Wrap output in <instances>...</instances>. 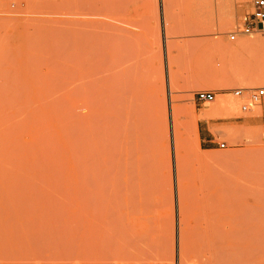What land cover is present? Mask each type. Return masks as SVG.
I'll return each instance as SVG.
<instances>
[{
    "label": "rangeland",
    "instance_id": "1",
    "mask_svg": "<svg viewBox=\"0 0 264 264\" xmlns=\"http://www.w3.org/2000/svg\"><path fill=\"white\" fill-rule=\"evenodd\" d=\"M194 1L0 0V264H264V109L209 113L221 101L249 105L250 90L264 86L263 52L221 63L214 45L264 34L228 37L253 0ZM169 43L176 84L168 77ZM242 72L245 80L228 84ZM129 75L145 114L147 134L138 141L145 134L152 147L144 170L152 179L126 190L127 179L116 178L113 166L106 206L100 195L94 199L106 208L96 209L88 204V144L101 129H114L107 120L112 129L96 132L102 105L121 104L113 96L119 103L103 102L102 111L96 97L103 80ZM238 87L245 88L242 96L234 94ZM200 89L214 90L216 99L199 102ZM109 147L108 159L120 155ZM123 181L125 188L117 186Z\"/></svg>",
    "mask_w": 264,
    "mask_h": 264
},
{
    "label": "bare ground",
    "instance_id": "2",
    "mask_svg": "<svg viewBox=\"0 0 264 264\" xmlns=\"http://www.w3.org/2000/svg\"><path fill=\"white\" fill-rule=\"evenodd\" d=\"M168 1H173V0H168ZM198 1V0H197ZM197 1H194L195 3L197 2ZM69 2V1H68ZM170 2H169V4H170ZM206 2V1H205ZM204 2V3H205ZM203 3V2H202ZM201 4V3H200ZM199 4V5H200ZM203 4H201V6H202ZM193 6V5H192ZM212 5H210L209 7H211ZM220 6H221V4H220ZM222 6H224V5H222ZM226 7V6H225ZM198 8V7H197ZM202 9H200L199 8V11L201 10V12H206V10H205V7L204 6H202L201 7ZM219 8H221V7H219ZM195 9V8H194ZM200 12V13H201ZM198 14L197 16H201V19L204 17V15L203 14ZM200 20V19H199ZM222 21V20H221ZM166 26V25H165ZM200 41V43H201V40H199ZM198 41V42H199ZM206 41V40H205ZM205 41H203L204 43H205ZM200 43H199V45H200ZM195 44V43H194ZM203 45V44H202ZM174 46H175V43H169L168 44V64H169V72H168V77H169V79L171 80H169L170 82H174L175 83V81H176V76L178 75L177 74V72L178 71H176L175 69H174V63H175V59H174V56H172V52H173V50H174ZM197 46V45H196ZM213 49H214V55L215 56H217V54H218V61L219 62H221V63H223L226 59H227V57H230V59L232 60V61H235L237 58H238V56H240L243 52H245V51H250V50H257V51H261V52H263L264 53V39H250V40H242V41H240V43L238 44V45H236V46H219V48L217 49V46H215L214 45V47H213ZM233 66H234V64H232ZM91 70V69H90ZM129 70V69H128ZM93 71V70H92ZM131 71V70H130ZM87 72V71H86ZM85 72V73H86ZM126 72H128L127 70H126ZM125 72V73H126ZM132 72V71H131ZM87 74H88V72H87ZM91 74H92V72H91ZM95 74V73H94ZM107 74H109V73H107ZM106 74V75H107ZM121 74V73H120ZM120 74H119V76H120ZM128 74H129V72H128ZM222 74H224V72H222ZM89 75V74H88ZM98 75V74H97ZM101 75H103V74H101ZM100 75V76H101ZM112 75V74H111ZM131 75V74H130ZM129 75V76H130ZM228 75V74H227ZM83 76V75H82ZM113 76V75H112ZM123 76V75H122ZM125 76H128L127 74L125 75ZM223 76V75H222ZM84 77V76H83ZM88 76H86V78H87ZM90 77V76H89ZM117 77V76H116ZM246 77H247V75L245 74V73H236V76H235V79H233L232 81L230 80L229 81V83L228 84H232L234 81H239V79L240 80H245L246 79ZM263 77H264V72H263ZM95 78V77H94ZM101 78V77H100ZM107 78V77H106ZM114 78H115V76H114ZM114 78L113 77H111V79H110V77H109V79L111 80V81H109L108 80V82L109 83H107V82H105V80H103L102 82H100L99 84L101 85V83H102V87L104 88V90L103 91H101L100 93H99V97L97 96L96 98H98V100H97V102L96 103H98L100 100H101V102H100V106L99 105H97V106H99V107H101V104L104 102V103H110V101H111V103H119L118 102V100H117V102L115 101L114 102V100H113V98H111V97H117L116 99H120L119 101H120V103L121 104H118L119 106H117V109H116V106H115V108H112L113 106H114V104H113V106H112V104L111 105H108L107 104V106H109V110H110V112H106V111H109L108 110V107H105L104 105H102L103 107H104V109H105V112H103V114H102V112L100 113V114H97V115H99V116H97L96 115V118H98V119H96L95 117H94V119L97 121V123L99 122V125L97 126V123L95 122V124H96V126L99 128H97L98 130H96V132H100V129L103 127V125H104V127H106L105 125H109L108 123L111 121V124L113 123L114 124V126H116V127H114L113 126V128L115 129V128H117L116 130H118V132H119V136H117V137H113V139L116 141V140H118L117 138H119V145L117 144V143H114V140H112V138H111V136H109V133H110V135H112V134H115L116 133V131H115V133H112L111 134V132H113V130L111 131V132H109V131H107V129H106V131H104L103 129H101V134H97V135H92L93 137H91V138H93L92 140H90V141H92L91 142V144L89 143L88 145H89V147H90V145H91V150L90 151H88L89 152V159H88V165H87V167H88V188L90 189V192L92 193V195H93V201L91 200V199H88L89 197H87V199L88 200H90V201H88V204H89V207H90V204H92V206H94L95 205V207H96V209H97V206H100L101 204H99V205H96V203L97 202H99L100 201V198H98V197H100L101 196V198H102V200L100 201L102 204H103V199L105 200L106 199V201L108 202V198H106V196H108V195H106L104 192L107 190V187H108V183H109V180H110V182H111V180L112 179H115V177L117 176V175H112L113 174V172L115 173V171H114V169H112V167L114 166V168H115V170H116V174L118 173V175L120 174L121 176H117L116 178H119V177H124V179H127V183L129 184V185H131V187L129 188V186H128V184H127V187L128 188H126V190L127 189H130L131 190V188H132V186L135 184V186H133V187H138L137 186V183H136V180H139V182L141 181V182H144V184H146V182H147V180H150V179H152V178H150L149 179V176H152L151 175V173H150V175H149V172H146V173H148V174H146V173H144V170H145V168H146V163H147V161H146V159H149V158H151L150 156H149V154L147 155V153L149 152V150H150V148H152V147H150L151 145H150V143L149 142H147V141H145V142H143V140H145V138L147 139V137L145 136V134H144V139L142 140V143L141 142H139L138 140H140L141 138L140 137H142L143 136V133H146V132H144V130L142 131V129H141V124L143 123L144 125H145V122H144V120H145V118L143 117V116H145V114L143 115V114H141L142 112L140 111V107L138 106L139 104V102H137V96H136V92H134L133 90H132V88H133V86H134V84H135V78L133 79L131 76H130V78L129 77H122V79H120V81H118L117 82V80H116V82L118 83H116V82H114V81H112V80H114ZM144 78V77H143ZM83 79V78H82ZM90 79V78H89ZM96 79V78H95ZM99 79V78H98ZM103 79V78H102ZM118 79V78H117ZM222 79V78H221ZM79 80H81V79H79ZM86 80V81H85ZM84 81H85V83H82V85L81 86H83V84H87V80H88V78L87 79H85ZM92 80V79H91ZM91 80H89V81H91ZM96 81V80H95ZM227 81V80H226ZM110 82H113L112 84L115 86V84H117L116 86H120L118 89H120V91H119V93L117 92V90H115L116 92H115V95L117 94V96H115L113 93L111 94V95H109V91H107V86H108V84H110V88L109 89H111V87H112V84L110 83ZM94 83V82H93ZM95 83H97V82H95ZM137 83H139V82H137ZM78 84V83H77ZM89 84V83H88ZM91 84H92V82H91ZM91 84H89L90 86H91ZM173 84V83H172ZM176 84V83H175ZM88 85V86H89ZM94 85V84H93ZM136 85H138V84H136ZM80 86V85H79ZM78 86V87H79ZM89 86V87H90ZM100 86V87H101ZM113 86V87H114ZM115 86V87H116ZM84 87V86H83ZM92 87V86H91ZM113 87H112V91H114L113 90ZM97 88V87H96ZM102 88V89H103ZM84 89H86V86H85V88ZM99 89H101V88H99ZM98 90V89H97ZM81 91V90H80ZM85 92L87 91V90H84ZM98 91H100V90H98ZM78 92H79V89H78ZM87 92H89V91H87ZM89 93H91V91L89 92ZM93 93V92H92ZM110 93H111V91H110ZM83 94H85V93H83ZM107 94L110 96V97H107L106 99L109 101V102H105V97L107 96ZM138 94V93H137ZM94 96V95H93ZM140 96H141V94H140ZM119 97V98H118ZM79 98V97H78ZM86 98V97H85ZM84 98V99H85ZM109 98H111V100H109ZM82 99H83V97H82ZM88 99H91V98H88ZM93 99V98H92ZM94 99H95V97H94ZM100 99V100H99ZM103 99H105V100H103ZM81 100V99H80ZM96 100V99H95ZM113 100V101H112ZM142 101H143V99H141ZM74 101V100H73ZM84 101V100H83ZM82 102V101H81ZM246 100H243V101H236V100H234V99H232V100H228V101H221L220 102V105H216V107H214V108H212L210 111H209V113L211 112V113H215V112H218L219 110H231V111H240V112H245V111H260V110H262V109H264V104L262 103V104H257V105H253V106H249L248 104H246ZM94 103V102H93ZM142 103V102H141ZM249 103V102H248ZM116 105V104H115ZM84 106V105H83ZM86 106V105H85ZM96 105H95V107H97ZM111 106V107H110ZM138 106V107H137ZM143 106V105H142ZM91 107H94V106H92L91 105ZM91 107H90V109H91ZM103 107H101L102 108V111L104 110L103 109ZM112 108V109H111ZM119 108V109H118ZM136 108H138V111H140V113H138V111L136 110ZM88 108H84V110H87ZM113 109H116V111L115 112H113L114 113V116L116 115L115 113H120V116H119V119H118V117H117V119L119 120H117V122H114V121H116V120H114L116 117H114V119H113V113H111V111H113ZM118 110H120V112H117ZM143 110V109H142ZM88 111V110H87ZM93 111V110H92ZM96 111V110H95ZM105 113H108V114H105ZM137 113L138 114H141L142 116H139V115H137ZM256 113V112H255ZM96 114V113H95ZM110 114L112 115V117L110 116ZM91 115V114H90ZM100 115H102L103 116V118H104V116L106 115H109L110 117H108L109 119H107L106 117H105V119H103V118H101L102 116H100ZM119 115V114H118ZM101 119H100V118ZM121 117V118H120ZM90 118V117H89ZM110 118H112L111 120H110ZM92 121H93V118L91 119ZM107 120H109V122L107 121ZM147 121V120H146ZM119 122V123H118ZM91 123V122H90ZM93 123V122H92ZM76 124V123H75ZM88 124H89V122H88ZM95 124H92L91 126H95ZM110 124V125H111ZM112 124V125H113ZM101 125V126H100ZM108 126V129H110L109 127H111V126ZM144 125H143V127H144ZM90 125H89V128L92 130V127H91ZM103 127V128H104ZM145 128V127H144ZM143 128V129H144ZM111 129H112V127H111ZM225 129V128H224ZM224 129H223V131H224ZM88 130V129H87ZM93 130H95L94 128H93ZM93 130H92V132H93ZM78 131V130H77ZM102 131H104L103 132V134L106 132V134H102ZM117 132V133H118ZM78 133V132H77ZM80 133V132H79ZM84 133H86L85 131H84ZM108 133V134H107ZM83 134V133H82ZM93 134H95V132L93 133ZM147 134V133H146ZM78 135V134H77ZM197 135H198V133H197ZM258 135V134H257ZM257 135H256V132L255 131H253L252 133H251V138H256L257 137ZM97 136V137H96ZM108 136V137H107ZM115 136V135H114ZM75 137V136H74ZM79 137V136H78ZM77 137V138H78ZM94 138H96V140L94 139ZM79 139V138H78ZM95 140V141H94ZM148 140V139H147ZM79 141V140H78ZM77 141V142H78ZM89 141V142H90ZM141 141V140H140ZM76 142V141H75ZM114 143V146L113 145H111V144H113ZM75 144H77V143H75ZM92 144H93V146H92ZM110 144V145H109ZM86 146H87V144H85ZM116 145H118L117 147H116ZM150 145V146H149ZM85 146V147H86ZM109 146H111V148L112 149H110V147ZM89 147H87L88 149L87 150H89ZM108 147H109V151L110 150H112V152H114V155H115V151L117 150L118 152H119V154L120 155H118V156H116V159L118 160L117 161V163H116V159L114 160L113 158H115V156H113V154H108L109 156L110 155H112L113 156V158L111 157V159H108L106 156H107V149H108ZM113 147L114 148H116V149H114L113 150ZM119 149V150H118ZM107 151V152H106ZM116 151V153L118 154V152ZM87 152V153H88ZM73 153V152H72ZM106 153V154H105ZM109 153V152H108ZM86 154V153H85ZM149 156L148 158H147V156ZM73 156V155H72ZM88 156V155H87ZM114 160V161H113ZM109 163H111L112 161L113 162H115L116 164H117V166L114 164V163H111V164H114V165H112V166H109L108 165V162ZM111 161V162H110ZM78 162V161H77ZM116 166V167H115ZM146 175H148L147 177H148V179L146 178ZM112 176H114L112 179H111V177ZM180 176V175H179ZM137 178V179H136ZM178 179V178H177ZM180 179H181V176L179 177V183H178V181H177V184H180V182H182V181H180ZM119 180H123L122 178H119ZM119 180L117 179V181L119 182ZM184 180V179H183ZM114 181H116V180H114ZM130 182H132L133 183V185H132V183L130 184ZM116 183V182H115ZM114 183V184H115ZM113 184V185H114ZM118 184V183H117ZM120 184V183H119ZM125 184L124 183V181H123V183L121 182V185H117V186H123V185ZM142 184V183H141ZM110 186V185H109ZM151 186V185H150ZM111 187V186H110ZM124 187V186H123ZM142 187L144 188V187H146V186H144L143 184H142ZM149 187V186H148ZM87 188V189H88ZM125 188V187H124ZM124 188H123V190H124ZM134 189V188H133ZM137 189V188H136ZM140 189H142V188H140ZM139 189V190H140ZM145 189V188H144ZM96 192V193H98V194H96V196H94V194H93V192ZM125 190V191H126ZM139 190H137V192L139 191ZM147 190V189H146ZM146 190H144V191H146ZM88 191V190H87ZM112 191V190H111ZM119 191V190H118ZM129 191V190H128ZM132 191V190H131ZM134 192H135V190H133ZM142 191H143V189H142ZM120 192H121V190H120ZM103 193H104V195H103ZM110 193V192H109ZM108 193V194H109ZM112 193V192H111ZM103 195V197H105V198H103L102 197V195ZM122 194V193H121ZM126 194H130V192L129 193H126ZM133 194V193H132ZM88 195V194H87ZM91 195V196H92ZM98 195H100V196H98ZM106 195V196H105ZM110 195V194H109ZM123 196V195H122ZM131 196V195H130ZM129 196V197H130ZM183 196V195H182ZM96 197L99 199H97L98 201L96 202L95 200H96ZM122 198V197H121ZM145 198V197H144ZM95 199V200H94ZM120 200V199H119ZM123 200V199H122ZM95 202V204L94 203H92V202ZM133 201V200H132ZM91 202V203H90ZM105 202V201H104ZM129 202H130V200H129ZM135 203V202H134ZM147 203V202H146ZM98 204V203H97ZM106 204V203H105ZM105 204H103V205H105ZM110 204V203H109ZM91 206V207H92ZM106 206V205H105ZM107 206H108V204H107ZM136 206V205H135ZM134 206V207H135ZM95 207H93L94 209H95ZM101 208L102 207H104V206H100ZM104 208H106V207H104ZM91 208H89V210H90ZM93 209V210H94ZM100 209V208H99ZM103 209V208H102ZM92 211V210H91ZM101 211V210H100ZM99 211V212H100ZM97 212H98V210H97ZM96 212V213H97ZM102 212V211H101ZM103 212H104V210H103ZM106 212V211H105ZM89 213V212H88ZM92 213V212H91ZM107 213V212H106ZM93 216H94V214H95V212L93 211ZM105 214V213H104ZM106 215V214H105ZM100 216H102V215H100ZM98 217V215L96 216V218ZM103 217V216H102ZM94 218H95V216H94ZM93 218V219H94ZM100 218V217H99ZM99 218H97V219H99ZM106 218V217H105ZM184 218V217H183ZM183 220V219H182ZM94 221V220H93ZM102 221V220H101ZM105 221V220H104ZM184 221V220H183ZM187 220H186V218H185V222H183L182 224H184V223H187L186 222ZM98 222H100V221H98ZM188 225V224H187ZM100 227V226H99ZM244 227V226H243ZM91 230V229H90ZM100 230V229H99ZM249 230V232L247 231V232H244L245 234L246 233H251L250 231H251V229H248ZM239 231V230H238ZM241 231V230H240ZM240 231H239V233H240ZM246 231V230H245ZM181 232V236H180V243H181V245H183L185 242H186V238H187V236H186V233L184 232V230H181L180 231ZM237 232V231H236ZM242 232V231H241ZM185 233V234H184ZM236 234H238V232L236 233ZM244 234V235H245ZM248 234H247V236H248ZM240 236V235H239ZM258 236H259V233H258ZM92 237V236H91ZM239 238H241L242 239V237L240 236ZM243 238H246V237H243ZM243 240V239H242ZM247 240V239H246ZM245 240V241H246ZM187 241H190V238L187 240ZM241 241V240H240ZM244 241V240H243ZM104 244V243H103ZM190 244V243H189ZM240 244V243H239ZM242 244H244L243 242H241V245ZM105 245V244H104ZM238 245V244H237ZM241 245H239V246H241ZM245 245V244H244ZM184 246V245H183ZM183 246H181V247H183ZM248 247V246H247ZM240 248V247H239ZM184 249H186L185 248V246H184ZM238 249V248H237ZM187 250H188V247H187ZM187 250H185V252H187ZM240 250V249H239ZM244 250V249H243ZM246 251V250H245ZM149 252V251H148ZM181 253V252H180ZM145 255V254H144ZM183 255H184V253H183ZM182 255V258L184 257ZM142 256V255H141ZM99 257V256H98Z\"/></svg>",
    "mask_w": 264,
    "mask_h": 264
},
{
    "label": "built area",
    "instance_id": "3",
    "mask_svg": "<svg viewBox=\"0 0 264 264\" xmlns=\"http://www.w3.org/2000/svg\"><path fill=\"white\" fill-rule=\"evenodd\" d=\"M25 2L27 0H20ZM57 1V0H55ZM264 34V0H253L251 10L241 17V24L228 32V37L232 41L238 40L240 37L253 35L256 33ZM245 88L238 87L234 89V94L242 96ZM196 99L202 103H210L216 99V92L211 89H200L195 93ZM249 106L262 104L264 102V86L252 88L248 96ZM264 142V136H263ZM222 147L225 142L220 143Z\"/></svg>",
    "mask_w": 264,
    "mask_h": 264
},
{
    "label": "crops",
    "instance_id": "4",
    "mask_svg": "<svg viewBox=\"0 0 264 264\" xmlns=\"http://www.w3.org/2000/svg\"><path fill=\"white\" fill-rule=\"evenodd\" d=\"M200 135H201V137H202L203 135L206 136V137L203 138V140H206V138H207V136H208V135H206V133L203 131V129L200 130Z\"/></svg>",
    "mask_w": 264,
    "mask_h": 264
}]
</instances>
